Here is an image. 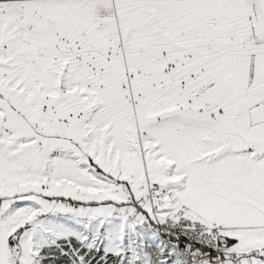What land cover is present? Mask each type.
I'll return each mask as SVG.
<instances>
[{
	"label": "snow or ice",
	"instance_id": "1",
	"mask_svg": "<svg viewBox=\"0 0 264 264\" xmlns=\"http://www.w3.org/2000/svg\"><path fill=\"white\" fill-rule=\"evenodd\" d=\"M0 264H264V0H0Z\"/></svg>",
	"mask_w": 264,
	"mask_h": 264
}]
</instances>
